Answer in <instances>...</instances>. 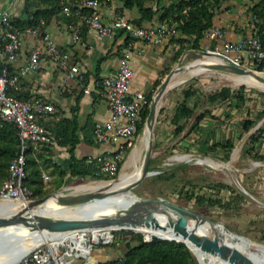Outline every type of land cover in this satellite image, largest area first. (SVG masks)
Returning a JSON list of instances; mask_svg holds the SVG:
<instances>
[{"label": "rangeland", "instance_id": "obj_1", "mask_svg": "<svg viewBox=\"0 0 264 264\" xmlns=\"http://www.w3.org/2000/svg\"><path fill=\"white\" fill-rule=\"evenodd\" d=\"M101 1L106 4L114 2L120 12L119 14L127 16L134 23L138 22L141 25L143 22L147 24L155 23L153 25L164 24L173 27L175 36L173 35L170 41L178 45V50L174 53L175 65L180 62L179 66H185L200 60L198 58L207 57L202 53L199 41H196L194 36L183 35L178 28L183 20H176L175 5L182 0H142V7L150 10L146 14L137 6L130 9L124 7L120 0ZM259 1L242 0L241 3L232 6L233 8L241 7L240 16L252 25L251 32L255 31L256 25L262 23V20L259 21V24L255 23L251 11V8L258 4V9L261 11L262 8L264 13V4H260ZM37 3L39 9L43 8L41 6L44 4L42 0ZM207 5L209 12L213 15L211 26H216L213 25L214 19L227 9V6H224L225 1H212ZM187 9L185 8L182 13H186ZM166 11L168 12L166 18L160 20L161 14ZM143 14L144 18H142ZM157 47L151 45L152 57L158 56L156 54ZM232 77L234 76L231 74L206 70L193 77H183V81H178L171 86L160 101L156 121L152 129L153 142L148 169L154 174L145 177L135 188L131 189L130 193L136 199H162L175 203L222 223L230 232L236 235L248 238L258 244H264V157L254 153L250 141L245 139L246 136L238 139L232 146L209 152H199L192 147H187L185 140L179 143L178 140L183 137L176 136L173 133L175 126L173 127L170 124L174 109L179 102L187 100L189 104H197L195 114H198L203 111L205 106L221 101L222 99L209 100L208 96L218 93L224 88L229 90L230 95L239 92L242 97L247 94L264 97V86L262 84L255 82L260 87L239 84L234 81L243 80L235 79L233 81ZM243 82L252 81L244 80ZM190 122L188 123L190 124ZM186 123L182 134L190 127ZM144 137L147 138L148 143V136L144 135L143 123L135 138L134 147L123 152L119 163L120 169L116 175L100 180L96 179L95 176L60 179L53 167L57 164L52 162L50 155L44 154L43 158L48 159L49 162L41 163V173L42 175H48L49 180L44 181V188L41 192L33 193L31 200L55 192L65 194L72 191L81 192L84 186L94 182H109L118 178L121 179L137 165L143 164L146 151V147H144L145 149L142 148ZM107 154L98 157L103 158ZM188 156L191 157L190 161H178ZM5 157L6 155L0 152V160L3 161ZM172 158L177 159L173 160ZM208 158L219 165L210 166L206 163H197V159ZM95 211L92 208H86L76 211L75 214H94ZM112 234L113 241L111 243H99L93 249L101 245H116L124 242L136 245L140 241H145L143 234L132 230H116ZM1 240L0 238V246L2 245ZM192 255L196 263L199 264L195 255L193 253ZM255 256L257 259L264 261V255L255 253ZM14 262L12 261L11 264Z\"/></svg>", "mask_w": 264, "mask_h": 264}, {"label": "crops", "instance_id": "obj_2", "mask_svg": "<svg viewBox=\"0 0 264 264\" xmlns=\"http://www.w3.org/2000/svg\"><path fill=\"white\" fill-rule=\"evenodd\" d=\"M25 1L0 0V11H6L11 20L21 24L22 27L20 29L22 31L20 33L22 47L19 50L17 60L9 64V70L11 73L18 74L22 68H25L29 61V56L34 50L41 53L40 58L43 68L36 72L28 71L21 76L16 83L17 90L15 93L19 94L21 100L33 101L40 99L50 103L54 108V112L47 114L50 115L47 120L51 119L52 125L61 118L76 119L78 122L77 135L79 143L75 146L72 153L68 151V147L58 146L54 142L47 145L48 148L44 151L45 155H50L52 162H55L57 166L68 173L72 155L75 158L86 156L90 159H97L100 158L98 156L114 150L109 144H97L94 142V146H87L83 142L80 130L88 119L93 124L95 121L106 119L109 115L106 103L99 94L100 87L98 82L116 71L119 60L125 53L135 73L130 84V91H139L145 97L151 94L152 97L160 82L175 65L176 58L174 53L178 50V45L170 41L171 37H166L161 43L155 45L158 46L156 53L158 56L152 57L150 52L151 45H143L139 41L126 37L121 33H117L113 38H102L85 24V16L79 14H75L77 17L71 20L65 19V16L62 15L59 16L60 14L54 15L40 30L39 34L25 33L22 29L31 25L28 24L31 12H26ZM241 2L242 0L225 1L226 11L223 14H219L213 21V25L223 29L225 38L229 41H235L242 36L251 34L253 28L247 20L240 16L241 7H232ZM99 3L101 16L106 23H110L116 15H120L114 2L106 4L100 0ZM41 6L45 7L44 4ZM32 8L35 7L33 6ZM120 16L131 21L130 18L123 14ZM153 24L155 23H142L145 26ZM40 33H48L59 49L70 54V61L77 63L84 73L83 81L67 79L66 71L51 62L40 39ZM232 79L234 81L236 78ZM178 81L180 80L176 82ZM243 81L235 80L234 82L260 87L253 81ZM85 87L90 90L88 94L83 92ZM263 110L264 97L260 95L254 96L253 94H247L242 98L231 96L225 100L209 104L201 112L204 115L196 126L193 127L192 125L194 124V118L199 113H194L189 118L186 124L190 125V127L184 134H182L183 131L178 134L179 138L183 137L178 141L182 143L185 140L187 147H192L199 152H209L225 148L226 146L224 145L228 142L234 145L238 139L246 136L245 139L250 141L254 153L264 157ZM245 119L254 121V125L248 131H244L242 127ZM189 121H191L190 124L188 123ZM258 128H260V131L255 134L257 137L251 140L250 136ZM198 160L200 161V159ZM124 252L125 249L121 243L116 244L114 247L100 246L93 249L89 261L90 264L110 262L113 259L121 258Z\"/></svg>", "mask_w": 264, "mask_h": 264}, {"label": "built area", "instance_id": "obj_3", "mask_svg": "<svg viewBox=\"0 0 264 264\" xmlns=\"http://www.w3.org/2000/svg\"><path fill=\"white\" fill-rule=\"evenodd\" d=\"M62 1L64 2L62 12L65 16H69L73 5L69 0ZM99 6L98 0H84L80 7L88 9L84 17L85 24L102 38H113L117 33H121L143 45H158L166 37H172L175 34L173 27L164 24L136 25L120 15H116L110 23H106L101 16ZM75 14L80 15V10L76 9ZM11 22L9 14L6 11H0V119L12 123L17 129L20 151L8 165L7 175L0 185V199L26 203L32 199L33 193L24 183L26 179L25 150L31 144L52 143L50 132L40 123V120L47 114H52L54 108L50 103L40 99L26 101L14 95L19 78L28 71H39L43 68V64L40 58L41 53L34 50L25 68H22L18 74L10 72L9 64L17 60L22 47L20 36L22 31L13 29ZM43 25L44 20L40 19L38 24L29 25L22 30L25 33L37 35ZM40 34L45 52L51 62L66 71L67 79L83 81L84 73L77 63L70 61V54L59 49L48 33ZM198 43L202 53L207 52L210 56L233 66L252 70L255 68L254 71L264 74V68L258 69V66L264 64V47L260 40L251 34L229 41L225 38L221 27L210 26L203 31ZM127 57L124 53L116 71L98 82L99 94L106 103L109 115L106 119L93 122V141L97 144H109L114 150L105 157L96 159L95 177L110 178L119 171L123 152L134 147L135 138L139 132L138 127L142 122V112L147 104L143 93L130 91V84L135 73ZM83 92L88 94L90 90L85 87ZM42 179L47 181L49 176L43 174ZM113 232V230L110 231L109 239L99 237L96 241L93 240L89 230L72 232L75 234V239H64L57 245L38 244L16 264H90L89 257L93 247L99 243H111ZM95 264H123V262L121 258H116L110 262Z\"/></svg>", "mask_w": 264, "mask_h": 264}, {"label": "trees", "instance_id": "obj_4", "mask_svg": "<svg viewBox=\"0 0 264 264\" xmlns=\"http://www.w3.org/2000/svg\"><path fill=\"white\" fill-rule=\"evenodd\" d=\"M40 0H26L25 1V10L26 12H31V18L28 21V24L36 25L40 19L44 20V25L48 23L49 19L54 15L65 16L62 12V6L64 2L62 0H42L45 7L38 8L37 2ZM73 9L69 16H65V19L71 20L75 18V10L79 9L81 16H85L88 13V9L85 7H80L82 1L84 0H69ZM100 1V0H98ZM123 3V6L126 8H132L137 6L140 10L146 14L150 12L147 8L142 7V0H120ZM215 1H227V0H182L175 5V12L177 13L176 20H183L182 23L178 26L180 32L186 36H194L196 41H199L204 30L209 28L212 24V13L208 10V3ZM260 4H264V0L259 1ZM35 8H32V7ZM258 4L251 8L253 13V19L256 24H259V21L262 20V23L255 26V31L251 32V35L258 40H260L262 46L264 47V13L258 9ZM188 8L186 13L182 11ZM172 9V8H171ZM170 9V10H171ZM167 11L159 17L160 20H164L167 16ZM144 14L142 18H144ZM80 16V17H81ZM79 18V17H78ZM80 19V18H79ZM83 20V19H82ZM139 21V20H138ZM140 22V21H139ZM12 23L13 29H21V24ZM134 23V22H133ZM27 24V25H28ZM136 25L140 23L135 22ZM41 27V29L44 27ZM175 36V35H174ZM181 40V39H180ZM264 68V64L258 66V69ZM233 94V93H232ZM230 95L228 89H222L218 93H214L211 96H208L209 100L218 99L225 100L231 96L241 97L242 95L239 92L236 94ZM14 95L21 99L18 93ZM230 95V96H229ZM23 99V98H22ZM151 99V94L146 96L147 104L145 105L142 112V122L139 125L138 130L141 129L145 117L148 113V104ZM195 103L189 104L187 100L179 102L171 118V124L175 126L174 133L176 135L180 134L184 128L186 121L189 120L195 113L196 108ZM264 110L262 111V113ZM204 114L199 113L194 118L193 127L197 125L198 121L202 118ZM50 115L45 116L40 120V123L50 132L52 143L54 142L58 146L68 147L70 153L73 152L75 146L79 143V137L77 135L78 131V122L76 119L61 118L57 123L51 124L52 120H47ZM92 121L88 119L85 125L80 129L83 142L87 146H94L93 141V127ZM254 125V121L245 119L243 121V130L248 131ZM52 131V132H51ZM257 131H260L258 128L255 133L250 136V139H255V134ZM224 146H232L229 142ZM47 145H28L25 150V171L26 179L24 181L25 185L31 190L32 193H39L43 190V179L41 173V163L49 162L48 159L43 158L44 151L47 149ZM39 149V150H37ZM20 151V142L18 138L17 129L13 126L12 123L4 122L0 119V152L5 154L6 157L3 161L0 160V185L7 175V168L10 161L18 155ZM40 151V152H37ZM178 158V157H177ZM177 158H172L173 160ZM84 156L81 158H75L71 156V164L69 166V172L66 173L59 166L54 165V170L58 173L60 179L63 178H82L85 176H94L96 170V159H90ZM96 179H102L105 177L99 176L95 177ZM115 232V231H114ZM124 246L125 252L122 255L121 259L123 264H197L191 251L183 244L175 241L162 240L156 237H152L150 241H140L136 245H131L128 242L121 243ZM102 247L105 245H101ZM114 247L116 245H108ZM90 263V261H89Z\"/></svg>", "mask_w": 264, "mask_h": 264}, {"label": "bare ground", "instance_id": "obj_5", "mask_svg": "<svg viewBox=\"0 0 264 264\" xmlns=\"http://www.w3.org/2000/svg\"><path fill=\"white\" fill-rule=\"evenodd\" d=\"M210 59V60H207ZM215 63H224L221 60L212 56H207L204 59L196 60L188 65L179 69L172 77L170 86L174 85L177 80H182L186 76H196L207 69V65ZM183 75V77H181ZM236 79L248 80L260 83L264 86V83L256 80L252 75H233ZM181 77V78H180ZM188 78V77H187ZM144 135L149 136V131L146 128ZM147 138H143L142 148L146 147ZM145 149V148H144ZM191 158H181L178 161H190ZM198 160V159H197ZM197 163H206L210 166H218L214 161L208 159H200ZM143 165V164H142ZM142 165L139 164L133 168L128 174L124 175L121 179L118 178L115 181H98L88 184L82 188L81 192L72 191L69 194L58 192L45 201L29 206L28 203H17L10 200L0 199V220H5V224H0V264H16L20 258L30 252L36 245L41 243H48L51 245H57L60 241L68 238H74L75 234L72 232L63 233H50L46 230L39 229L37 227L38 222L43 219H79V218H100L113 215L117 210H122L127 206L128 200H132L135 197L128 191L126 187L135 179H137L142 171ZM230 168V167H229ZM120 179V180H119ZM106 182V183H103ZM87 192H99L108 193L102 198H96L85 202L80 205L67 206L66 200H69V195ZM92 208L96 210L94 214H75L76 211L81 209ZM160 223L159 228H153L151 226L134 225L130 227H116L110 226L105 228H91L89 231L92 233L93 240H98L99 237L105 239L110 238V231L116 230H132L143 234L145 239L152 237L167 238V239H181L173 228L167 223V217L157 216ZM15 221V222H14ZM26 222V223H25ZM34 225V227H32ZM198 235H202L204 232L209 233L205 226L198 227L196 229ZM223 232V230H222ZM185 243L191 249V252L195 255L200 264H227L223 260L219 259L216 254H212L209 251H205L201 246L197 245L191 240L183 239ZM226 241L231 243V240ZM235 245L243 248L247 253L253 256L259 264H264V261L256 258L255 253L264 255V244H258L251 241L248 238L240 237L235 241ZM81 246V245H80Z\"/></svg>", "mask_w": 264, "mask_h": 264}, {"label": "water", "instance_id": "obj_6", "mask_svg": "<svg viewBox=\"0 0 264 264\" xmlns=\"http://www.w3.org/2000/svg\"><path fill=\"white\" fill-rule=\"evenodd\" d=\"M203 54L210 56L207 52H203ZM204 58L206 57L198 59ZM179 63L180 62L174 65L173 68L166 74L151 97V101L148 106V113L144 120V133L147 128L149 131V136L143 158L142 171L140 176L126 187V191L128 192H130L132 188H135L145 177L154 174V172L149 171L148 169L153 142L152 129L156 121L160 101L164 94L171 88L170 82L172 77L179 69L183 67L179 66ZM206 70L217 71L231 75H252L256 80L264 83V74H260L252 69H244L226 63L212 62L207 65ZM56 193L58 192L38 199L30 200L27 203L29 206H34L45 201L48 197ZM107 194L108 193L84 192L69 195V200H66L65 204H67V206L80 205L96 198H102ZM157 216L167 217V223L173 228L174 232L181 237V239L156 238L183 243L190 251L191 249L183 239L191 240L197 245L201 246L205 251L216 254L219 259L223 260L227 264H259L257 260L247 253L243 248L235 245V241L242 236L230 232L220 222H216L190 209L179 206L172 202L164 201L162 199H129L125 208H122V210H117L111 216L100 218L87 217L79 219H43L42 221L38 222L37 227L50 233L76 232L81 230H89L94 227L105 228L110 226L130 227L134 225H141L159 228L160 223L157 219ZM5 223V220H0V224ZM201 226H205L209 233L204 232L202 235H198L196 229ZM32 227H34V225H32ZM151 239L152 238L145 239V241H150ZM226 239L231 240V243H228ZM198 263L200 264L199 261Z\"/></svg>", "mask_w": 264, "mask_h": 264}]
</instances>
